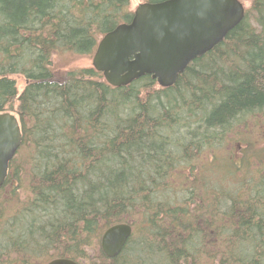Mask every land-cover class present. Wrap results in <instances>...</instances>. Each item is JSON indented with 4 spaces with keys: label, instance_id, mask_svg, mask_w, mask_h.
I'll list each match as a JSON object with an SVG mask.
<instances>
[{
    "label": "trees",
    "instance_id": "1",
    "mask_svg": "<svg viewBox=\"0 0 264 264\" xmlns=\"http://www.w3.org/2000/svg\"><path fill=\"white\" fill-rule=\"evenodd\" d=\"M251 6L174 85L113 87L54 61L91 56L130 0H0V112L22 132L0 264H264V0ZM121 222L132 235L107 257L101 233Z\"/></svg>",
    "mask_w": 264,
    "mask_h": 264
},
{
    "label": "water",
    "instance_id": "2",
    "mask_svg": "<svg viewBox=\"0 0 264 264\" xmlns=\"http://www.w3.org/2000/svg\"><path fill=\"white\" fill-rule=\"evenodd\" d=\"M244 15L240 0L143 1L129 22L117 24L99 39L91 64L113 87L126 86L144 75H150L160 87H170L193 60L220 43ZM21 142L17 116L0 112V187ZM131 235L130 224H112L101 233L100 248L113 258ZM45 264L80 263L57 257Z\"/></svg>",
    "mask_w": 264,
    "mask_h": 264
},
{
    "label": "rangeland",
    "instance_id": "3",
    "mask_svg": "<svg viewBox=\"0 0 264 264\" xmlns=\"http://www.w3.org/2000/svg\"><path fill=\"white\" fill-rule=\"evenodd\" d=\"M252 1L253 0H242V2L244 3V6H245V8L248 10V19H249V21L250 22H252L253 21V18H254V15H255V11L252 9V6H251V4H252ZM140 2H143V0H130V10H132V11H134V9L136 8V6L140 3ZM93 55V54H92ZM92 55L91 56H79V57H77V58H75V60H73L71 63H69V64H60L59 63V61H58V57H56L55 58V61H54V64H55V66H57V67H62L63 69H66V68H71V67H86V66H92V64H91V59H92ZM12 77H13V79L15 80V82H16V86H17V89H18V91H20L22 88H23V86H24V84H25V80H24V78L21 76V75H12ZM243 138V136H238L237 138ZM247 137H249V136H247ZM245 138V139H249V140H256V136H253V135H250V137L249 138ZM258 142L259 143H262V142H264V140L263 139H258ZM255 166H253V164H252V167L251 168H254ZM250 168V167H249ZM21 172V171H20ZM249 175H250V173L249 172H247V173H244V174H242V176L243 177H249ZM236 181V180H235ZM237 181H243V180H241L240 178L237 180ZM12 185V184H11ZM10 185V186H11ZM14 187H15V189L19 192V193H23V190L25 189V187H22V186H18V185H16L15 184V186H14V184L12 185V188H10V190L9 191H12L13 189H14ZM9 191H7V190H5L4 192L5 193H8ZM21 197L22 198H24V195H21ZM45 262V260L42 262V264Z\"/></svg>",
    "mask_w": 264,
    "mask_h": 264
},
{
    "label": "bare ground",
    "instance_id": "4",
    "mask_svg": "<svg viewBox=\"0 0 264 264\" xmlns=\"http://www.w3.org/2000/svg\"><path fill=\"white\" fill-rule=\"evenodd\" d=\"M131 237V236H130ZM128 241V240H127ZM127 243V242H126ZM124 248V247H123Z\"/></svg>",
    "mask_w": 264,
    "mask_h": 264
}]
</instances>
